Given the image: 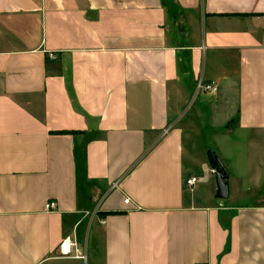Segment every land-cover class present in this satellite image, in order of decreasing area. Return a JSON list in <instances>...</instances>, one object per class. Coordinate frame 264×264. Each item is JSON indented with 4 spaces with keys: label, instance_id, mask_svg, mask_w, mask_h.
<instances>
[{
    "label": "crops",
    "instance_id": "0c3cea01",
    "mask_svg": "<svg viewBox=\"0 0 264 264\" xmlns=\"http://www.w3.org/2000/svg\"><path fill=\"white\" fill-rule=\"evenodd\" d=\"M0 264H264V0H0Z\"/></svg>",
    "mask_w": 264,
    "mask_h": 264
},
{
    "label": "built area",
    "instance_id": "2783aa9c",
    "mask_svg": "<svg viewBox=\"0 0 264 264\" xmlns=\"http://www.w3.org/2000/svg\"><path fill=\"white\" fill-rule=\"evenodd\" d=\"M51 56L52 58L55 57L54 54H52ZM198 86L199 89H201L205 93L212 94L215 93L217 90V86L215 84L206 82L204 80H200ZM199 181H200V177L198 175L188 176L184 180L185 188H193L199 183ZM57 207L58 206L56 201H48L45 204V209L47 211L54 210ZM59 251H60L59 255L63 257H71V258H79V259L86 258V255L84 253L79 252L76 243L73 242L70 237H66L65 239H63V241L59 246Z\"/></svg>",
    "mask_w": 264,
    "mask_h": 264
},
{
    "label": "water",
    "instance_id": "95a60500",
    "mask_svg": "<svg viewBox=\"0 0 264 264\" xmlns=\"http://www.w3.org/2000/svg\"><path fill=\"white\" fill-rule=\"evenodd\" d=\"M210 164L214 170L217 183V198H227L229 196V173L219 156L212 151L208 152Z\"/></svg>",
    "mask_w": 264,
    "mask_h": 264
},
{
    "label": "rangeland",
    "instance_id": "374dc122",
    "mask_svg": "<svg viewBox=\"0 0 264 264\" xmlns=\"http://www.w3.org/2000/svg\"><path fill=\"white\" fill-rule=\"evenodd\" d=\"M212 188H213V191L216 192V181L213 180L212 182Z\"/></svg>",
    "mask_w": 264,
    "mask_h": 264
}]
</instances>
